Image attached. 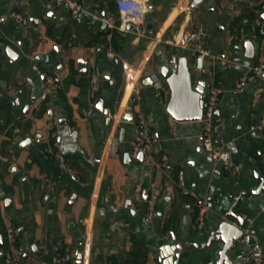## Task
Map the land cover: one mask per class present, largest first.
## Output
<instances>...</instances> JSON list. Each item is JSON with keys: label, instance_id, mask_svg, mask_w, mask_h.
I'll return each mask as SVG.
<instances>
[{"label": "crops", "instance_id": "obj_1", "mask_svg": "<svg viewBox=\"0 0 264 264\" xmlns=\"http://www.w3.org/2000/svg\"><path fill=\"white\" fill-rule=\"evenodd\" d=\"M55 1L0 0V18L17 12L30 21L21 28L4 19L0 36V264H7L10 229L18 231L16 264H54L65 253L74 264H171L175 240L207 242L231 206L229 196L264 180V80L237 87L264 59V23L257 18L264 0H203L197 9L194 0H147L142 33L110 31L89 17L114 14L116 0H67L81 7L78 14ZM199 29L215 56L201 72L191 46L169 43ZM6 48L20 60L5 56ZM174 59L186 60L206 96L224 89L214 138L239 173L225 172L203 150L201 122L172 117L169 88L156 94L150 76L162 75ZM81 62L100 69L96 98ZM116 113L118 122L110 118ZM139 113L157 143L149 157L133 160ZM153 188L161 193L158 215L147 224ZM200 201L207 206L202 230ZM234 212L251 221L252 231L246 246L228 254L230 262L264 264V191L242 198ZM222 247L192 249L180 264H213Z\"/></svg>", "mask_w": 264, "mask_h": 264}, {"label": "built area", "instance_id": "obj_2", "mask_svg": "<svg viewBox=\"0 0 264 264\" xmlns=\"http://www.w3.org/2000/svg\"><path fill=\"white\" fill-rule=\"evenodd\" d=\"M147 0H116L115 1V13L106 15L101 18L103 25L110 31L118 30L120 32H128L127 28L129 25L134 27V31L142 33L143 30H140V27L143 26L145 14L147 11L146 7ZM64 4H67L74 14H78L81 11V7L67 0H56L54 7H62ZM51 7V6H50ZM11 20L15 22L19 27L26 28L30 21L27 17L19 14L17 12L9 13L5 18H0V36L2 35L3 29V20ZM174 45H182L185 48L191 46L193 52L201 58L202 60L214 61L215 56L206 48L204 42V33L201 29L195 32H187L180 35L177 40L169 42ZM91 53H94V49L91 50ZM264 76V59H262L258 64L254 65L250 72L245 75L238 82V89L242 90L248 83L254 82L255 80L261 79ZM89 89L90 95L92 98H96L101 89V72L99 67L95 63H90L89 65ZM152 86L158 95L161 98L166 90L169 88L166 82V79L159 73H153L150 76ZM224 93L223 88H212L207 96L206 102L203 109V117L200 121L202 124V134H201V144L203 150L210 156L212 161L220 163L223 166L225 172H234L239 173L240 167L233 165L232 163V154L231 152L223 149L218 146L214 138V126L216 122V114L218 112L219 101L221 95ZM134 94L138 96L140 90L135 88ZM111 120L118 122L120 121V116L116 114L110 115ZM137 129L138 136L136 137L133 150L131 152V158L133 160H138L141 155L143 157H149L151 149L157 143V138L152 129L150 128L146 117L144 114L139 113L137 115ZM261 127L264 129V110L261 118ZM64 163V160L62 159ZM64 169L68 170V167L64 164ZM70 171V170H68ZM161 193L158 189L153 188L151 190L150 197L147 200V210L145 215V223H152L158 215L157 211V202ZM199 230L203 229L204 226V215L207 210L205 202H199ZM248 225L244 229V237L242 242H249L252 223L248 220ZM18 237V231L15 229H10L7 233V241L9 244V252L6 254L7 264H16L14 259V248L15 243ZM75 256L72 253H65L63 255H58L54 259V264H74ZM260 264V263H255Z\"/></svg>", "mask_w": 264, "mask_h": 264}, {"label": "water", "instance_id": "obj_3", "mask_svg": "<svg viewBox=\"0 0 264 264\" xmlns=\"http://www.w3.org/2000/svg\"><path fill=\"white\" fill-rule=\"evenodd\" d=\"M203 0H194L192 4L193 9H197ZM107 10L97 13L94 16H89L92 19L100 20L106 16ZM257 18L264 23V8L257 12ZM144 26L140 27L143 30ZM128 31H134V27L129 25ZM250 56L247 58L249 62H253L255 59L254 45L249 47ZM11 61L17 62L20 60V56L11 48H6L4 51ZM210 62H204L201 58L197 60V71L201 72L203 67L210 68ZM89 64L81 62V74L83 77L88 76ZM161 74L166 79L167 85L171 90V98L167 106L168 112L178 122H200L203 117L204 104L206 102L205 95V82L199 81L196 85L193 82V74L189 68L185 59L178 61V59L172 60L169 65L161 67ZM264 80V76L262 77ZM151 83V81H150ZM152 84V83H151ZM107 114H109L107 112ZM143 155L140 156V159ZM260 185L257 189L249 192H240L237 196H229L231 200V206L224 215L223 219L210 233L207 242L204 244L190 243L185 244L183 242L175 240L176 251L174 253L175 261L171 264H180V260L185 255H188L192 249L197 252H202L205 249H212L215 244H222L223 247L218 253V260L213 264H232L230 262L228 254L234 250L237 246H246L247 244L242 242L244 237V229L248 225L242 216L237 215L234 209L237 204L240 203L242 198H249L252 195H260L264 191V180L259 179ZM8 203V202H7ZM228 219H233L237 223L229 222ZM204 236V235H203ZM0 245L2 246V238L0 237Z\"/></svg>", "mask_w": 264, "mask_h": 264}]
</instances>
